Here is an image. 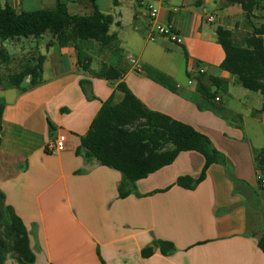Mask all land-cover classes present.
I'll list each match as a JSON object with an SVG mask.
<instances>
[{
  "label": "crops",
  "instance_id": "obj_1",
  "mask_svg": "<svg viewBox=\"0 0 264 264\" xmlns=\"http://www.w3.org/2000/svg\"><path fill=\"white\" fill-rule=\"evenodd\" d=\"M56 1L0 0V7L31 12L53 9ZM63 1L71 15L93 13L88 0ZM154 1L161 10L160 23L172 25L183 40L174 45L186 52L185 64L176 65L181 51L171 49L173 43L149 40L153 23L141 0H125L117 7L112 0H95L110 18V33L118 42L116 52L101 50L92 56L91 70L98 72L103 65L125 70L121 82L149 110L207 136L227 158L231 171L213 165L195 189L182 188L178 179L197 180L205 159L197 152L181 153L173 164L137 182L135 192L120 199L122 175L76 153L103 104L109 99L114 105L123 101L118 83L84 73L73 44L61 46L53 36L49 43H41L49 34L25 39L21 57L8 52L14 57L12 63L21 60L23 66L44 57L43 81L26 91L0 90V104L5 105L0 190L27 229L35 264H264L258 245L264 234V191L253 157L261 142L256 130L264 128V99L258 93L242 92L237 78L221 70L225 53L216 38L219 27L233 32L236 40L252 34L263 23L264 0L252 21L239 6L222 1ZM174 8L180 10L174 13ZM209 17L215 21L210 23ZM128 26L134 30H127ZM130 57L143 70L152 68L168 76L175 91L156 83L145 71L137 73ZM199 69L228 84L229 100L223 108L232 118L224 120L208 109L196 79ZM1 70L0 78L13 74ZM82 81L89 82L86 94ZM28 84L29 80L22 88ZM59 136L66 138L64 148L47 152ZM160 241L172 243L176 251L164 256L156 246ZM147 248L154 254L144 258ZM5 264L18 263L10 256Z\"/></svg>",
  "mask_w": 264,
  "mask_h": 264
},
{
  "label": "trees",
  "instance_id": "obj_2",
  "mask_svg": "<svg viewBox=\"0 0 264 264\" xmlns=\"http://www.w3.org/2000/svg\"><path fill=\"white\" fill-rule=\"evenodd\" d=\"M88 1L92 5L93 13L86 16L71 15L63 0H57L53 9L31 12L19 13L8 5L0 7L2 41L38 39L43 34H51L61 46L74 45L78 65L84 73L111 84L118 83L116 89L123 93V101L114 105L113 100L109 99L103 104L87 135L81 138L77 155L87 160H96L101 166L122 175L120 199L133 194L137 182L170 166L185 152L201 154L205 159V166L197 180L188 177L178 179L177 185L182 188L195 189L206 179L207 172L213 165H221L230 172L229 161L207 136L169 116L149 110L121 82L125 70L107 65H103L98 72L91 70L92 56L88 52L92 50L91 45L97 44L106 51L115 50L118 38L110 33V18L98 9L95 0ZM122 1L125 0H112L115 7ZM215 1L239 6L249 21L253 20L255 12L261 6V0ZM262 21L263 23L254 27L252 34L245 36L241 42L234 38L233 32L223 27L217 28L216 38L225 53L221 70L237 78L245 90L258 93L264 99V18ZM13 60L14 57L0 47V67L9 66ZM43 65L44 57H40L35 63L28 62L27 65L21 66L19 73L7 77L6 85L2 83L1 77L0 90L10 87L26 91L39 86L43 81ZM144 71L156 83L175 91L168 76L152 68H144ZM196 79L208 109L224 119L232 118L223 107L218 106L219 101H216L219 97L218 91L228 93V84L206 75H197ZM27 80L28 86L22 88ZM88 84L89 82H81L85 94ZM213 89H216V92ZM4 109L5 105L0 104V148ZM261 112L264 113V106ZM49 125L53 130L52 124ZM253 157L257 170L264 176V148L254 149ZM241 185L238 183L236 186ZM261 189L264 191V188ZM258 245L264 253V234L259 238ZM156 246L164 256L176 251L174 245L169 242L160 241ZM153 254L152 248L142 252L144 258ZM10 256H13L18 264L36 262L27 229L14 210L6 204L5 195L0 190V264H5Z\"/></svg>",
  "mask_w": 264,
  "mask_h": 264
},
{
  "label": "built area",
  "instance_id": "obj_3",
  "mask_svg": "<svg viewBox=\"0 0 264 264\" xmlns=\"http://www.w3.org/2000/svg\"><path fill=\"white\" fill-rule=\"evenodd\" d=\"M165 0H160V2H164ZM141 5L145 6L147 14L150 18V20L153 23V28H152V33L149 37V40L151 42H155L158 39H167L173 44L176 45H181L183 43V40L180 38L178 35L176 29L172 26H164L160 23L159 18H160V7L155 3L154 0H141ZM180 9L179 8H174L173 12L177 13ZM208 21L210 23H213L215 21L214 17H209ZM130 63L134 67L137 73H143V67L140 66L137 62V60L133 57H130ZM205 70L204 69H199L197 72V75H204ZM193 79L191 77V80L189 81V85H192ZM216 101H220L217 99ZM66 143V138L64 136H59L55 140L51 141L49 146L47 147V151L49 153H54L62 150L65 146ZM258 182L261 185L262 188H264V176L260 174L258 176Z\"/></svg>",
  "mask_w": 264,
  "mask_h": 264
},
{
  "label": "rangeland",
  "instance_id": "obj_4",
  "mask_svg": "<svg viewBox=\"0 0 264 264\" xmlns=\"http://www.w3.org/2000/svg\"><path fill=\"white\" fill-rule=\"evenodd\" d=\"M212 11L211 10H209V14L211 13ZM213 13H216V14H219V12H213ZM127 18H130V16H127ZM141 19L143 20V21H145V19L143 18V17H141ZM130 20V19H129ZM129 20H127V23L128 22H130ZM130 25H132L131 23H130ZM207 27H208V29L209 30H211V31H214L215 29H216V25H207ZM127 30H134V26H128V29ZM141 30H144V29H141ZM52 35L51 34H49V35H47L46 37H44V39L43 40H41V43H49L51 40H52V37H51ZM237 41H239V42H241V40H237ZM25 42H26V40L25 39H20L19 40V42L18 43H13L12 41H2L1 39H0V47H2V48H4L6 51H8L11 55H13V56H16L17 57V55H18V57H21V54H20V51H21V49H20V47H23V45L26 47V45H25ZM170 44V43H169ZM95 46H94V48H92V50H88V52H89V54L91 55V56H94L95 57V55H97L102 49H101V47L100 46H98L97 44H94ZM170 47H171V49H180V53H178V55H176V60H175V63H176V65L177 66H181V65H184L185 64V61H186V59H187V54H186V52L184 51V50H182L183 48L182 47H179V46H176V45H174V44H170L169 45ZM86 53V52H85ZM20 62H21V60H19V61H16V62H14V63H12V65H10L11 66V68H8V67H3V69L1 70L3 73H5V74H7V73H16V72H18V71H20V66H21V64H20ZM95 67H96V65H95ZM3 79H2V83L4 84V85H6L7 84V77H2ZM183 78H184V80H186L187 79V77H186V75L184 74L183 75ZM25 84V83H24ZM240 88V90L242 91V92H247V90H245L243 87H239ZM213 91L214 92H216V90L215 89H213ZM250 92V91H249ZM218 93V95H219V97L223 100V102L221 103V104H218V106H220V107H225V104L228 102V100H229V96H228V94L227 93H225V92H222V91H218L217 92ZM252 93V92H251ZM253 94V93H252ZM255 94H257V93H255ZM254 94V95H255ZM244 102H245V104L247 105V106H249V105H251V102L248 100V99H244ZM245 105V106H246ZM245 106H240V105H238V107H245ZM246 106V107H247ZM212 113H214L215 114V112H213V111H211ZM215 115H217V114H215ZM217 116H219V115H217ZM220 117V116H219ZM224 119V118H223ZM224 120H226V119H224ZM256 133H257V135L259 136V138H260V140H261V142L259 143V144H256V148H259V149H261V148H264V128L263 127H260V129L257 131L256 130Z\"/></svg>",
  "mask_w": 264,
  "mask_h": 264
}]
</instances>
